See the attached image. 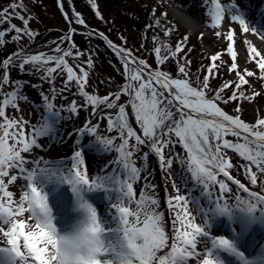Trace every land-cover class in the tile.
Instances as JSON below:
<instances>
[{
  "label": "snow or ice",
  "instance_id": "obj_1",
  "mask_svg": "<svg viewBox=\"0 0 264 264\" xmlns=\"http://www.w3.org/2000/svg\"><path fill=\"white\" fill-rule=\"evenodd\" d=\"M210 3L212 7L209 15L214 21L213 26L219 27L226 9L221 0H210ZM17 8L26 11L22 0H13L0 9V25L8 24V28H0V46L6 43L5 36L12 41H19L22 36L34 38L36 35L28 28L29 19L16 14ZM8 15L21 20L24 27L11 24L6 18ZM162 15L166 16L167 13ZM231 19L238 21L244 33L249 32L245 19L238 15ZM76 22L84 23L79 18ZM156 23L159 24V21ZM171 31L172 29H165V35ZM216 34L220 35L219 32ZM99 35L107 39L102 33ZM234 35L235 31L230 30L226 39L232 45L227 49L232 60L230 71L236 73L237 79L225 82L215 90L211 98L208 96L209 78H215L213 69L217 67L216 61L220 60V54L210 57L212 63L202 80L192 81L188 78L186 64H190V61L186 64L177 61L178 76L161 70L168 59H174L183 51V41L177 42L173 50L161 42L159 37H153L157 45L150 55L156 64L155 68L147 60L137 58L129 49L108 41V46L120 58L123 69L121 75L126 82L119 92L109 93L104 97L85 91L89 77L85 67L76 65L74 68L69 65L66 58L75 59L83 55L78 50L73 51L74 43L68 47H61L58 43L52 49L56 55L17 50L0 61V89L10 83L23 84L21 81H10L7 72L13 62L12 56H18L21 61L19 70L24 71L26 65H31L37 71H43L41 79L49 83L53 92L56 77L66 74L61 92L69 90L74 81L77 94L85 99L80 108L87 110L91 105L90 115L96 116V109L100 105L104 109L116 110L115 113L102 110L96 123L85 121L87 127L83 131H77L81 135L84 132L90 133L95 137V142L82 146L64 160L53 161L56 165L54 170L38 167L26 170L27 160L22 153L30 152L33 147H42L36 137L59 131L54 126L64 119L61 113L65 108L61 106L54 110L53 104L48 103L44 123L26 134V122L10 119L6 114L8 107L18 108L17 91L0 94L3 97L0 100V118H3V122H0V264H188L189 260H194L195 264H225L221 253L237 257L240 264H252L232 238L211 234L217 218L238 220L241 236L250 226L264 227V195L251 192L243 183L233 178L230 170L234 165L225 151L231 150L246 161L240 167L244 169L250 183L256 185L258 174L264 173V118L249 124L239 116L227 114L217 103L254 99L260 92L245 94L241 90L245 85L252 87L247 77L264 81V54L254 46L249 45L247 55L249 61L258 68L259 75L248 69L238 70ZM63 39L71 41V34ZM180 59L183 60L184 57ZM83 63L88 69L93 67L91 56ZM229 88L232 91L224 98L221 93ZM121 95L128 97L126 103H117ZM42 96L45 101L49 100L47 95L42 93ZM129 106L139 132L130 123ZM67 111L77 113L75 100L70 101ZM239 111L240 108L237 107L236 112ZM99 120H106L108 132L116 130L119 136L105 138L97 135ZM11 129L14 131H10ZM229 136L235 137V142L228 139ZM117 138L120 143L115 144V151L119 155L113 162L120 166L119 175L114 169L111 174H94L90 179L87 169L82 167V152L110 149ZM177 144L187 155L181 157L176 153L166 159L165 150H170L169 146L174 149ZM141 146L148 151L137 157L142 162L141 167H137L133 157L141 151ZM150 154L157 157L160 166L166 169H172L175 159L190 174V177L177 174L181 182L186 183L187 178H191L202 184L203 189H208L211 185L219 187L218 196L213 197L211 191L204 192L206 199L201 204L199 199L190 200L188 196L180 194L179 185L176 180H172L176 195L169 197L167 201L168 206L175 210L171 221V244L169 233L162 225L163 214L150 207L157 205L158 201L144 192L136 199L134 184L140 179L143 162L148 160ZM34 163L38 165L39 160ZM253 166L256 172L252 171ZM13 168L27 181L26 184L17 185L19 199H14V193L9 191V185L18 179L17 175L9 174V170ZM221 174L225 179L217 178ZM46 181L70 186L76 204L84 212L81 226L74 232H64L58 226L49 195L44 191ZM226 181L235 184L249 198L242 199L237 195L235 203L230 204L224 198V193L232 191ZM98 190L107 194L106 199L112 196L106 211H98V207L87 199L89 194ZM132 203L136 204L135 209L131 207ZM189 203L194 206L196 214L190 210ZM197 215L201 218V223L196 222ZM198 242L204 243V251L197 250ZM250 246L255 248L257 242L253 241ZM164 249L169 251L158 255Z\"/></svg>",
  "mask_w": 264,
  "mask_h": 264
},
{
  "label": "rangeland",
  "instance_id": "obj_2",
  "mask_svg": "<svg viewBox=\"0 0 264 264\" xmlns=\"http://www.w3.org/2000/svg\"><path fill=\"white\" fill-rule=\"evenodd\" d=\"M13 0H0V9H3L5 6L11 4ZM74 12L81 17L90 27L104 31L107 35L111 37L116 43L122 45L124 48L129 49L135 56L142 59H147L149 64H152L153 67H156V64L153 62V58L150 55L154 46L157 45V41L153 37H159V40L168 47L175 50L176 44L179 41H183L184 47L183 51L178 53L177 56L173 59L170 58L166 61L164 65L161 66V70L170 72L172 75H177V61L180 64H186L187 61H190V64H186V70L188 71V78L192 81L197 79L202 80L207 74V70L211 65L210 57L213 55L220 54V60L216 61L217 67L213 69L215 73V78H209V91L208 96L211 98L214 95L216 89L222 86L225 82H233L237 79L235 72L230 71V64L232 63L231 57L227 52V49L231 45L226 39V36L230 30L235 31L234 38L237 41V46H234V50L237 53L236 64L238 65V70L243 71L244 69L252 70L257 72L259 75V70L253 62H250L248 59V49L249 45L254 46V43L250 40V34H256L258 29L252 25L250 26V32L244 33L242 31V26L239 25L238 21L231 19L232 16L236 13L233 10V7L238 6L237 0H221V4L228 11L225 12L224 17L228 23V27H224L220 24L219 27H214V21L211 19L209 12L211 10L210 0H70ZM24 9L26 11L17 8L15 12L17 15H23L29 19L28 28L36 33L34 38H29L27 36H22L19 41H12L8 36L4 37L5 44L0 46V61L11 56L17 50H22L24 53L38 54L40 52L56 55L52 52V49L56 47L59 43L61 47H68L71 43L75 44V52L78 50L83 53V55L73 59L71 57L66 58L69 65L72 63L76 65H82L89 72L88 82L86 85V91L92 92V95L98 97L107 96L109 93H114L118 90V87L121 86V83L124 82V77L121 75V67L118 65V60L113 55L106 45L95 35L93 32L81 33L78 31L71 32V41L63 39L67 37V32L70 31V26L67 24L63 14L59 8L58 0H22ZM200 5L201 11L204 12L206 17L204 24L212 29L211 33L197 32L196 34L189 32L184 25L179 21L178 17L171 12L170 8L172 6L178 7L183 11H190L193 7ZM162 13H167L166 16H163ZM9 19L10 23L16 25L20 28H23L24 25L21 20L17 18H12L11 15L6 17ZM159 21V24L156 22ZM0 28H8V24L0 25ZM165 29H172L170 34L165 35ZM219 32L220 35L216 33ZM186 37V39H185ZM257 48V46H254ZM261 51L260 48H257ZM263 54V52L261 51ZM91 56L93 60V67L88 69L84 65V61ZM180 57H184L183 60ZM20 58L14 56L12 64H10L7 69L9 79L21 81L23 84L5 85L0 89V94L7 93L13 90L17 91L16 104L18 108L8 107L6 109V114L10 119L17 121H24L25 123V133L28 134L31 129L38 128L41 124L40 112L46 113V105L52 103L54 110L63 106L65 111L61 115H68L69 121L73 122L76 128L84 129L87 127L85 121L91 120L93 123H96L100 108H104L103 105H100L96 109L97 115L92 116V106L89 105L87 110L80 108V105L85 103V99H79L78 97H72L75 100L78 111L77 113H72L67 111L70 107V100L67 98V92L64 93L66 101H63L62 95L56 97L55 93L58 91L59 87H63V84L66 79V74H61L57 76V84L55 83V91L51 90V86L45 80H42L41 77L44 76L43 71H37L36 68H33L31 65H26L24 71H20L18 65L20 63ZM50 66V65H49ZM2 71V70H0ZM55 75V74H54ZM252 85H245L241 89L245 94H251L253 91L260 92V95L255 96L251 100H240L239 102L231 101L227 104H224L222 101L217 103L231 113L234 116H239L244 122L249 124H254L259 118H264V81L259 78L247 77ZM28 84L32 88L31 91H28L26 87ZM76 86V84L74 83ZM33 91H36L35 94ZM77 93V86L73 90ZM232 89H226L221 95L224 98L231 93ZM42 93L49 97L48 101L43 99ZM41 94V96L39 95ZM32 95V97H30ZM75 95V94H74ZM78 96V94L76 95ZM40 97L42 99L40 100ZM2 95H0V100H2ZM39 99V100H37ZM125 98L120 99L117 103H121ZM42 107H41V105ZM239 107L240 111L237 113L236 108ZM103 111L115 113V109H104ZM0 122H3V118H0ZM99 129L97 135L110 138L113 136L118 137L119 133L116 130L108 132L107 130V121L99 120ZM10 131H14L11 129ZM86 136H83L82 139L84 142H95V137L88 133V139ZM228 139L235 142V137H227ZM11 143V141H9ZM120 143L119 139L114 141L113 146L110 149H105L112 160V167L116 170L119 175L120 166L113 161L118 158V153L115 151V144ZM131 143V142H130ZM81 147V145H79ZM95 150V149H94ZM144 151H148L147 148L141 146V151L137 153L133 159L136 160V166L141 167V161L137 159L138 156H142ZM226 151V150H225ZM227 157L231 160L234 167L230 170V173L241 181L245 186L251 190H255L262 195H264V173H259L257 177V184L252 185L250 180L244 174V169L240 167L245 164L244 161L237 153H229L226 151ZM166 159L169 156L175 154H170L168 149L165 150ZM158 158L153 154L149 155L147 161L143 162V170L141 171V177L143 182H140V185L144 189L140 191L138 187H135L136 199L139 198L141 192H144L146 195L154 197L158 204L150 206L152 210L157 213L163 214L162 225L166 232L169 233V244L172 241L171 227L168 221V214L170 209L173 214L175 210L168 206V198L176 195V190L172 187V196H165L163 194L164 189H160L158 186L159 182L164 184L161 181V176L164 174L165 178L167 177L166 172L170 173L168 182L172 185V180H176L179 185L180 194L185 196H195L197 197L201 204H204L205 199L203 191H195L191 189V185L181 182L177 178V174L185 175V172L178 167L175 160H173V167L170 170H163L157 167ZM56 165H54V168ZM87 169L90 179L95 174L87 165L84 159V165L82 166ZM38 168H47V165L42 161H39ZM54 168L49 170H54ZM113 169V170H114ZM177 170L176 172L173 170ZM253 172H256V168L253 166ZM158 172V173H157ZM162 173V174H161ZM10 175H17L18 179L14 184L9 185V191H12L11 188L15 187L16 192H14L15 199H19L20 191L17 188V185L26 184V181L22 180V177L18 173L17 169H10ZM96 175H105L97 173ZM124 179L123 176L120 177ZM218 179H225L222 175L217 177ZM7 183V178H5ZM54 182V181H52ZM228 186L232 189L230 193H224V198L229 201L230 204L235 203V196H240L242 199L249 198L247 193H244L241 190H238L237 186L226 181ZM51 183V182H50ZM55 183V182H54ZM57 184L56 186H59ZM210 191L213 193V197L220 195L218 185H212ZM13 192V191H12ZM19 193V196L17 195ZM17 195V196H16ZM114 195V194H112ZM203 197V198H202ZM112 198V196H111ZM104 203V207L107 209L110 202ZM192 200L194 197H191ZM131 207L136 208V204L132 203ZM190 210L195 213L194 206L189 204ZM171 221L173 220L170 216ZM197 223H201V218L197 215ZM211 234L213 236H221L219 233L214 231L212 226ZM202 239V238H201ZM198 242L197 246H199ZM201 244H204L201 242ZM169 249H164L163 252L158 253V255H163ZM259 253H253L250 256H246L247 260L251 261L258 256ZM195 264V261H193ZM189 264V263H188Z\"/></svg>",
  "mask_w": 264,
  "mask_h": 264
},
{
  "label": "bare ground",
  "instance_id": "obj_3",
  "mask_svg": "<svg viewBox=\"0 0 264 264\" xmlns=\"http://www.w3.org/2000/svg\"><path fill=\"white\" fill-rule=\"evenodd\" d=\"M237 2L239 4H238V6H236V8L239 7V9H238V11H235V8L233 10L242 19H245L246 24L248 25V27H250L251 23L249 21H247V17L244 14V10L247 7L249 9H251L252 7H249L248 5H251L252 2H256V0H237ZM170 10H171V12L174 13V15H176V17H178L179 21L184 25V27L189 32L194 33V34H196L197 32H205L207 34L211 33V32H214V31H212V29L210 27H208L207 25L204 24V21H205L206 17L204 15V12H202L203 10L201 11V8H200L199 4L196 7H193L190 11H187V12H185L182 9H180L178 7H175V6H172L170 8ZM221 25L224 26V27H228V23L226 22L225 17L221 21ZM250 40H252L254 42V44L257 45L258 48H260L261 51L264 54V37H263V35H261V33L253 35V36L250 35ZM234 44L237 45V41H234ZM102 110H104V108H100L99 113H101ZM128 111H129L130 123H132V126L134 128H136L137 131L139 132V129H138V127L135 124V120L132 117L131 108L130 107L128 108ZM64 119H62L57 124L58 129L60 131V136L57 138L56 141H52L53 144L51 146H49L47 144V142H48L47 140H48V137H49V133H48V134L43 135V137L37 138L38 143L40 145H42V147H33L30 152L22 153V155L27 160V163L25 164L26 170L27 169H33L34 167H38L39 164L37 165V164L34 163V161H36V160H39V161L42 160V162L45 163L46 165H48V167H53L54 166V165H52L53 161L64 160L65 158L70 157L74 153V151H76L78 149H81L80 146H79L80 145L79 142H77V141H79V137H80V133L77 130H80V128L74 127L73 126L74 125L73 122H70V121L67 122V124H68L67 125L65 123ZM43 122H44V120L41 119V124L39 125V127L43 124ZM93 143H94V141H93ZM91 144H92V142L89 143V145H91ZM89 152H90L89 153L90 154V159L92 160V162H94L93 165H94V168H95V172L101 173V174L103 173L105 175L111 174L113 172L114 168L111 165L112 164V162H111V160H112L111 158L112 157L110 158L109 151L106 153L103 150L102 151H97V150H94V149H90ZM107 157L110 158V161L106 160ZM157 166L160 169H162V170L164 169L163 167L160 166L159 161L157 163ZM48 169H50V168H48ZM166 170H170V169H166ZM169 174L170 173L166 172V174H165L167 176L166 178H165L164 174L161 175L162 182H164V184L166 185V194H167V196H170L171 193H172V185H171L170 182L167 181V179L169 178ZM22 180L25 181L23 178H22ZM142 180H143V178L140 177V179L134 184V188L138 187L140 190H143L142 187L137 186V184L140 185V181H142ZM26 183H27V181H26ZM20 185H21V183H20ZM48 185H49V182L46 181L45 182V186H48ZM56 185H57V183H55L53 188H51V190L46 192V193L49 195L50 203H51V205L53 207V210H54V212L56 214V217L58 219L60 214L62 216V214L66 213L67 211L65 209H63V207L60 209V211L57 208V207L60 206V203L56 202L57 199L55 197H57L56 194H58V192L60 191V185L59 186H56ZM11 190L13 191V193L17 191L15 187H12ZM257 193L261 194L259 192H257ZM17 195L19 196V193H17ZM68 195H70V194H68ZM108 198H109L108 200H110L111 196H108ZM14 199H15V197H14ZM63 199H65V198H63ZM94 205L99 207L100 203L99 204H94ZM63 206H64V204H63ZM169 212H170L169 213L170 216L173 219L174 214H173L172 210L170 209ZM234 221H235V224H236L237 220H234ZM81 222H82V219H81V221H78V222L77 221L75 222V220H74L72 224H74V227L76 226L77 228H79V226H81ZM57 224H58V226L60 227V229L62 231H64L63 229L66 230V227L69 226L66 223H64V225H63V222L61 223L59 220L57 221ZM223 225H229V224H223ZM238 226H239V223H238ZM213 227H214V231H216V233H218V232L221 231V228L224 227V226L220 227L218 224H214ZM217 228L219 230H215ZM76 229H74V231ZM256 229H259L261 231V235L258 237L260 241L258 240L259 243H257V246H256L257 248L255 247L256 249L253 250L252 246H250L252 243L250 245H248V248L245 247V244H242L241 245V249L242 250H240V251L243 252V254H244L245 258H246V255H245L246 253H248L250 251L251 252L253 251L252 252V254H253V253H255L256 250H260L258 252L259 253L258 256L255 259H252L251 262H252V264H264V227H262L260 225H253V226L249 227V230L251 232H253ZM234 231L235 232H233V230H232V233H231L232 236L235 239L239 240L238 237L240 235V232L237 229V227L235 228ZM250 240H252V242H253V239L250 238ZM197 250L198 251H204L205 250L204 244H201V242H200L199 246H197ZM222 258L225 261V264H229V262L227 261V258H225V257H222ZM230 258H231V260H234L233 256H231ZM246 259H248V258H246ZM193 261L194 260H189L188 263L189 264H193L194 263ZM236 264H240V262L236 263Z\"/></svg>",
  "mask_w": 264,
  "mask_h": 264
},
{
  "label": "water",
  "instance_id": "obj_4",
  "mask_svg": "<svg viewBox=\"0 0 264 264\" xmlns=\"http://www.w3.org/2000/svg\"><path fill=\"white\" fill-rule=\"evenodd\" d=\"M58 2H59V6H60V8L62 9V11H63V14L66 16V19H67V21L71 24V29L73 30V29H80V30H86V31H91V32H95V33H97V34H100L101 32H99V31H96V29H93V28H90L85 22L83 23V24H80V23H77L76 21H77V19L79 18V17H77V15H76V13L74 12V10H73V8H72V6H71V3H70V1L69 0H58ZM103 34V33H102ZM104 35V34H103ZM105 36V35H104ZM106 37V36H105ZM106 40V42H107V44H108V41H111L110 39H105ZM112 42V41H111ZM113 43V42H112ZM114 44V43H113ZM114 45H116V44H114ZM116 46H118V45H116ZM90 152H89V150H86L85 151V154H86V158H87V161H88V164L90 165V167L91 166H93V163H91V161H90V154H89ZM218 219H221L222 220V222L224 221L225 222V224H229L230 225V227L229 228H226V229H224V228H221V232H222V230H224L225 232H230L231 233V229H232V227H237V229L239 230V226H238V223H239V221L237 220L236 221V224H235V221L233 220V221H229L227 218H217V220ZM226 220V221H225ZM218 229V228H217ZM239 232H240V230H239ZM261 235V231L259 230V229H256V230H254L253 232H251L250 230H249V228L247 229V231H245L244 232V235L243 236H241V234L239 235V237H238V239H239V244H240V242H241V244H245V246H247L248 247V245H250L251 243H252V240H250V238L251 239H253V241H256L257 243H259L258 242V240H259V236ZM247 237V239H245ZM253 248V247H252ZM230 262V261H229Z\"/></svg>",
  "mask_w": 264,
  "mask_h": 264
},
{
  "label": "flooded vegetation",
  "instance_id": "obj_5",
  "mask_svg": "<svg viewBox=\"0 0 264 264\" xmlns=\"http://www.w3.org/2000/svg\"><path fill=\"white\" fill-rule=\"evenodd\" d=\"M110 37V36H109ZM105 45H106V42L101 38V37H98ZM106 47L110 50V52L113 54V55H115V57L117 58V60H118V65L121 67V72H122V64H121V61H120V58H119V56L115 53V51L114 50H112V49H110L107 45H106ZM137 57V56H136ZM138 58V57H137ZM142 59V58H141ZM147 60V59H146ZM148 61V60H147ZM149 63V62H148ZM71 66H73L74 68L76 67L73 63H72V65ZM82 66V65H81ZM155 68V67H154ZM76 71L77 72H79V69H76ZM179 74H177V75H173V76H178ZM88 82V81H87ZM126 81L124 80V82H122L121 83V86L125 83ZM74 81L72 82V84L69 86V90H68V93H67V98H69L70 100H73V98L72 97H75V98H79V99H84V97L83 96H80V95H78V96H76L77 95V93L76 92H74L73 90H74V88L76 87L75 85H74ZM121 86L120 87H118V90L117 91H115V92H119L120 90H121ZM195 86V85H194ZM85 91H86V88H85ZM92 92H89V94H91ZM75 94V95H74ZM93 94V93H92ZM121 97L122 98H125L121 103H126L127 102V100H128V97L127 96H124V95H121ZM210 98V97H209ZM130 107V106H129ZM225 111H227V110H225ZM228 112V111H227ZM169 148H170V150L168 149V152L170 153V154H176V153H179L180 155H181V157H185L187 154L184 152V150H183V148L179 145V144H177L176 145V147L173 149V148H171V146H169ZM226 151H228L229 153H231V150H226ZM175 160V159H174ZM176 161V160H175ZM176 163H177V165H178V167L179 168H181L180 167V165H179V163L176 161ZM182 170H183V172H185V176L186 177H190V174L189 173H187L186 172V170L185 169H183V168H181ZM175 172L177 171V170H175V169H173ZM185 184H189V185H191V189L192 190H195V191H199V192H201V191H203L202 193H204V192H207V191H210V189L212 188V185L210 186V188H208V189H203V185L202 184H199V183H197L195 180H193V179H191V178H187V182L185 183Z\"/></svg>",
  "mask_w": 264,
  "mask_h": 264
},
{
  "label": "clouds",
  "instance_id": "obj_6",
  "mask_svg": "<svg viewBox=\"0 0 264 264\" xmlns=\"http://www.w3.org/2000/svg\"><path fill=\"white\" fill-rule=\"evenodd\" d=\"M89 203H91V202L89 201ZM82 251H84V250L82 249Z\"/></svg>",
  "mask_w": 264,
  "mask_h": 264
}]
</instances>
